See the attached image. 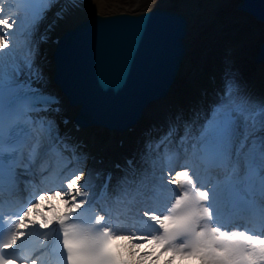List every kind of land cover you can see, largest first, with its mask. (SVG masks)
Segmentation results:
<instances>
[{"label":"bare ground","instance_id":"bare-ground-1","mask_svg":"<svg viewBox=\"0 0 264 264\" xmlns=\"http://www.w3.org/2000/svg\"><path fill=\"white\" fill-rule=\"evenodd\" d=\"M151 1H155L154 5L166 7L165 9L174 7L182 9L186 14L190 13L193 15L189 20L190 31L187 39L192 47H190L189 56L183 61L176 80L166 98L148 105L141 121L135 126L133 132L118 133L113 131V137H111L105 131L101 132L97 128L90 127L87 129L88 136H90L88 142L79 133L71 131L73 132L70 133L71 138L74 136V139L70 142V145L74 151L75 163H71L69 153H63L62 159L65 160V164L56 161L55 165H51L54 159L48 156L38 161L37 159L42 149L50 145L53 140L50 134L46 135L43 131L38 132L26 149V154L34 157L33 162L27 168H18L24 189L33 184L42 188L45 192L63 191L62 176L60 175L70 170L80 169V172L83 171L84 175L79 184L87 191L85 195L79 196L77 199L87 202L99 182L93 179L92 173L100 168H106L105 162H97L99 159L105 161L104 158L113 157V155H115L113 157L115 159L133 158L139 167L137 179L133 180V183L128 184L130 181L117 173L113 183L114 192L120 194L121 198L123 196L126 198L124 205H116L117 209L122 212V217L120 219V227L114 231L121 234H158V226L144 213L167 215V205L178 196V193L189 187L182 180L177 183H168L167 181L175 178L171 176L172 169L168 168L167 162L162 163L161 160L164 158L163 161H165V158H167L165 154L174 153L175 148L181 147L182 149L184 138L187 140L189 148L187 152H179V160H189L186 157H190V152L193 150L191 146L198 142V140L194 141V134L204 131L205 121L203 122V117L204 115L211 117L209 108L216 98V93L223 88L221 84L225 83L226 72L238 67L247 69L244 74L247 76L242 81L238 78L230 77L234 81L236 88L234 96L238 99L237 101H246V111H249L252 106L264 103V66L252 63L255 49L264 40V23H257L249 15L235 11V6L240 0H50L42 15L34 23L26 19L23 21L18 19L16 25L9 30L11 42L8 43L7 48L0 49V52L8 54L3 58V71L18 67L22 70V76L18 78V82L36 80L39 86L44 89L49 88V86H52V82L45 66V59L48 57V50L51 47L48 44H40L35 40V34L49 33L51 34L49 39L52 40L58 36L61 30L86 19L92 13H101L111 6L115 7L114 11L117 12L131 7L136 12V9L145 10V5ZM1 6L2 3H0ZM69 19L71 20L68 22ZM237 29L238 31H236ZM40 30L46 31L42 32ZM15 31L16 33H14ZM223 32L227 33L223 35ZM233 32L234 34H232ZM240 41L248 42V48L241 54H239L238 50L232 55H227V50L233 45H229L225 53L220 46V43L233 44ZM29 58L32 60V70L26 67ZM228 68L231 69L229 70ZM191 70H193V73H190ZM208 72H210L208 78L212 75L216 79L215 84L209 80L205 81V76ZM203 91H206V93H202ZM190 93H193V95ZM165 100H168L175 107L173 114L162 113L161 105ZM69 110L65 108L64 114L68 118H73L76 110ZM160 119L170 123V125L159 123L158 125L162 126V130L153 132L151 128ZM46 121L51 124V132H56L59 135L64 133L65 129H68V126L64 128L61 125L56 114L48 115ZM186 125L189 126L188 134H186L187 130H184ZM245 125L241 121L238 126L240 135L234 143L232 150L234 158H232L230 163V166L234 168L238 166L235 157L249 150L251 148L250 142L261 137L264 132V129H260V126H247L248 139L243 141ZM167 133H171V136L163 141L162 138ZM133 134L138 135L136 138L140 136L141 139L131 140L134 137ZM118 140L123 141L121 148L117 146ZM114 141L116 144L112 146ZM242 141L243 147L241 146ZM146 146L151 147L154 155L145 154ZM234 152L235 154H233ZM87 156L89 158L85 161L84 159ZM258 157L264 162V146L259 151ZM188 163L195 171H198V166L193 161L190 160ZM174 165H177V161L173 163V167ZM231 167L229 168L231 169ZM229 174L232 173H223L221 175L222 180L231 178ZM169 175L170 177L168 178ZM50 178L54 181L48 183ZM220 181V179H217L207 187L201 184L199 192L208 190L211 200V197L217 196V183ZM17 196L21 195L18 194ZM64 199H69V197L65 196ZM42 202L46 205V211L34 208L24 218L30 234L40 229L38 226H32L33 218L41 220L43 216L51 218L54 215L65 212L64 200L60 197ZM152 206L157 208L153 210ZM203 206L206 205L202 204ZM211 208H215V205L213 204ZM261 210L264 213V208H261ZM143 216L147 219H143ZM124 220L128 224L130 221L135 220H140V223H143L139 224L137 228H133V226L125 227L127 224L124 225ZM254 221L261 220L251 217L250 222ZM213 223L218 225L217 222L213 221ZM26 236L27 234L24 237ZM136 242L141 243L140 241ZM158 247L157 245L142 243L139 249L141 254L149 251L154 254L148 264H165L166 260H172V264H191L183 259L185 257L176 255L173 258L172 252L159 251ZM156 257H159V259L157 260ZM192 264H200V261L195 258Z\"/></svg>","mask_w":264,"mask_h":264},{"label":"snow or ice","instance_id":"snow-or-ice-1","mask_svg":"<svg viewBox=\"0 0 264 264\" xmlns=\"http://www.w3.org/2000/svg\"><path fill=\"white\" fill-rule=\"evenodd\" d=\"M46 2V0H41ZM4 9L0 7V49L8 47L11 42L10 32L16 25V20L4 15ZM7 42V43H6ZM6 53L0 52V154L4 151L5 141V119L6 117L12 122L23 121L30 123L27 116L31 103L43 101L45 104L54 103L52 97H28L23 95L25 90L30 91V82L20 83L10 90L16 93L17 104L24 102L23 111L6 109L4 105L5 77L3 73V58ZM26 67L32 70L31 63ZM19 71V68H17ZM34 71V70H33ZM231 73H225L224 87L216 93L215 100L210 105L211 117L207 122L205 132L199 138L203 143L205 156L199 158L205 164L213 167H226L232 162L233 145L240 135L237 130L238 121L241 117L247 120L245 109L246 101H237L234 96L235 84L230 78ZM124 79V68L121 67L116 78L111 81L113 86H119ZM11 83V80H9ZM258 112L264 114V103L257 106ZM41 125L44 121H38ZM48 129H51L50 122ZM247 125H245V134L243 141H247ZM243 141L241 146L243 147ZM65 148L71 149V145H64ZM19 151L20 156L17 166L29 167L33 162L32 155H24V144L21 143L12 148ZM191 172V175H190ZM84 173H77L67 182L66 189L63 191L45 192L39 194L36 201L27 206L26 210L20 215V222L15 226L17 231H13L9 238L0 243V264H13L16 257L10 254V250L18 244L25 236L21 228H27L24 218L28 216L34 208H38L39 202L60 197L64 200L65 212L62 215H54L51 218L41 217L38 224L40 229H48L51 225L56 224L62 233L63 249L66 251L67 264H148L152 259V252L141 254L139 249L143 244L157 245L162 251L172 252L173 258L176 255L181 257L197 258L200 264H264V238L254 234H248L246 231L233 232L231 235L227 231H222L221 226L213 223V212L208 204L210 201V192L208 190L200 191L195 195H190L188 191L178 194L175 203L171 205V212L175 215H163L145 212L156 226L158 233L155 235L126 233L121 234L113 231L108 225L104 224L105 216L96 217V223L101 225L97 231L99 235L90 238L83 235L76 224L73 223L78 210L84 207L85 201L78 200L77 197L86 194L79 184ZM175 179L167 181L168 183H177L181 180L189 186H195L199 177L191 165H187V170H181L174 173ZM111 177H107L110 181ZM107 183L105 184V189ZM67 196L69 199H64ZM179 210V211H178ZM51 211V209H50ZM36 227V222H31ZM3 234L2 217H0V235ZM140 241L141 243H137ZM177 241H180L177 243ZM158 260L159 257H156ZM36 264V260L32 261ZM165 264H172V260H166Z\"/></svg>","mask_w":264,"mask_h":264},{"label":"water","instance_id":"water-1","mask_svg":"<svg viewBox=\"0 0 264 264\" xmlns=\"http://www.w3.org/2000/svg\"><path fill=\"white\" fill-rule=\"evenodd\" d=\"M235 10L264 23V0H240ZM192 16L156 7L137 14H90L72 22L48 44L53 87L68 106L77 108L75 118L83 124L129 130L141 121L149 104L166 98L175 82L189 55ZM252 63L264 66V40ZM121 67L123 82L113 86ZM169 105L163 101L162 113ZM161 121L151 129L161 131L157 128Z\"/></svg>","mask_w":264,"mask_h":264},{"label":"rangeland","instance_id":"rangeland-1","mask_svg":"<svg viewBox=\"0 0 264 264\" xmlns=\"http://www.w3.org/2000/svg\"><path fill=\"white\" fill-rule=\"evenodd\" d=\"M155 2V1H154ZM153 1H151V2H148L146 5H145V10H149V9H152V8H155V7H161V8H166V7H162L161 5H154L153 3H154ZM149 4H150V7H149ZM176 7V6H175ZM167 9H173V10H176V11H179V12H181V13H183V14H186V13H184L183 12V10L182 9H178V8H167ZM115 10V7H113V6H111V7H108V8H106L105 10H103V12H101V13H92V14H98V15H102V16H104V15H112V14H117V13H139V12H141V11H144V10H139V9H136V12L135 11H133V8L131 7V8H129V9H126V10H122L121 12H117V11H114ZM186 12V11H185ZM191 12H194V11H191ZM195 16V15H194ZM11 19H12V17H11ZM71 19H69L68 20V22L70 21ZM17 21V20H16ZM68 22H67V24H68ZM72 23V22H71ZM11 30V29H10ZM190 30V29H189ZM14 33H16V32H14ZM227 32H223L222 34L223 35H225ZM36 35L37 34H35V40H36ZM242 45V48L240 49H238L239 51V54H241V52H245L246 50L245 49H247L248 48V42H246V43H244L243 41H240V42H236V43H233V44H223V43H220V46H221V48L223 49V52L225 53V50H226V48L229 46V45H233L232 47H235V45ZM245 44H247L246 46H245ZM191 47H192V45H191ZM235 52H237V51H235ZM245 54H247V53H245ZM239 68V67H238ZM229 70L231 69V68H228ZM235 69V68H234ZM200 70V69H199ZM239 75L238 76H234L233 75V69L231 70V71H229L230 73H231V76L233 77V78H238V79H244V77H246L247 75H244L245 73H246V71H247V69H245V68H239ZM209 73L210 72H208L207 74H206V76H205V81H207V80H209L210 81V77L212 76H210L209 78H208V75H209ZM221 86L222 87H224V83L223 84H221ZM203 93V92H202ZM191 95H193V93H190ZM209 97V96H208ZM205 117V116H204ZM204 117H203V119H204ZM133 136L135 137H133V139H135V140H137L138 138H136V136H138V135H136V134H133ZM114 145H115V143H114ZM146 148H147V150L145 149L144 151H145V154H148V155H154V153H153V150L149 147V146H146ZM26 156H27V154H26ZM153 157H155V156H153ZM163 158V157H162ZM164 159V158H163ZM163 159L161 160V162L163 163L164 161H163ZM165 163V162H164ZM164 166H165V164H164ZM177 171H181L180 170V168L177 166V168H176V166L173 168V170H172V174H171V176H174V173L175 172H177ZM80 172V169H75V170H72L71 171V173H70V175H68L66 178H63L62 180H61V184L63 185V188L64 189H66V186H67V182H68V180L69 179H71L74 175H76L77 173H79ZM170 177V175L168 176V178ZM173 178H175V176L173 177ZM43 193H45V191L41 188L40 189V191H39V193H38V195L39 194H43ZM38 195L35 197V199H34V201H36L37 200V198H38ZM161 203V202H160ZM39 207L38 208H40L41 210H44V211H46V205L45 204H43V202H39ZM157 207L156 206H152V209L153 210H155ZM149 211H150V209H149ZM142 214V213H141ZM30 218V217H29ZM143 219H147L146 217L144 218V216H143ZM40 220V219H39ZM33 221L34 222H36V224H38L37 222H38V220H34L33 219ZM40 222V221H39ZM141 223H143V222H141ZM140 223V220H135V221H130V223H129V225H127V226H133V228H137L138 227V225L139 224H141ZM126 226V227H127Z\"/></svg>","mask_w":264,"mask_h":264}]
</instances>
